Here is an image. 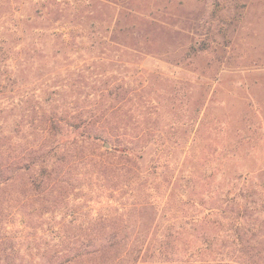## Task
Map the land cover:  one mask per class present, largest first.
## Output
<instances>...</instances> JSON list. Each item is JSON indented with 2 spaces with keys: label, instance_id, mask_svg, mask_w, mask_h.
Listing matches in <instances>:
<instances>
[{
  "label": "rangeland",
  "instance_id": "1",
  "mask_svg": "<svg viewBox=\"0 0 264 264\" xmlns=\"http://www.w3.org/2000/svg\"><path fill=\"white\" fill-rule=\"evenodd\" d=\"M70 242L264 264V0H0V264Z\"/></svg>",
  "mask_w": 264,
  "mask_h": 264
},
{
  "label": "trees",
  "instance_id": "2",
  "mask_svg": "<svg viewBox=\"0 0 264 264\" xmlns=\"http://www.w3.org/2000/svg\"><path fill=\"white\" fill-rule=\"evenodd\" d=\"M56 136H58V139L54 142H56V145L54 147H51L50 150L48 152H46L45 157H41V155H36V151H29L28 155L26 156V160L27 161H31V162H37L39 164H43L44 168L46 169V171H48V169L50 167H52L53 164H49V162L51 160H53L55 158L56 155L50 156V152L51 150L55 149V153H59V152H63L65 151V149L68 146H73L76 145V137H71V134L68 132V129H66L65 131L59 132L56 134ZM51 137H53V135H51ZM88 139H91L92 142H95V140L98 139V137L96 136H90L88 137ZM101 139V137H100ZM66 142H68V146L64 149V146L67 144ZM119 151V153L117 152ZM106 152L113 158L114 156H123V155H127V151L126 150H118V149H113L112 151H108L106 150ZM117 152V153H116ZM43 158V159H41ZM22 160V159H21ZM19 161L20 164H22V161ZM54 170V168H53ZM52 171V170H50ZM49 171V174L47 175L48 177L51 176L52 172ZM55 179V178H54ZM41 183V180H39V184ZM35 184V183H33ZM38 184L36 185V187L38 188ZM88 247L85 246H77L76 244L73 243H67L66 245H64L58 255H55L54 257H50L45 261V264H76L75 261L76 259H79L80 257L85 258L88 255H90V253H88ZM258 264V263H257ZM263 264V263H261Z\"/></svg>",
  "mask_w": 264,
  "mask_h": 264
}]
</instances>
